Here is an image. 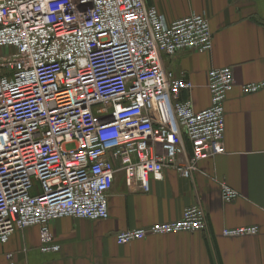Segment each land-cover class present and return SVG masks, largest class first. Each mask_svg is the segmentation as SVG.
Segmentation results:
<instances>
[{
    "label": "built area",
    "instance_id": "2783aa9c",
    "mask_svg": "<svg viewBox=\"0 0 264 264\" xmlns=\"http://www.w3.org/2000/svg\"><path fill=\"white\" fill-rule=\"evenodd\" d=\"M212 46L204 12L167 24L145 0H0V256L16 231L38 227L39 252L56 254L50 222L106 220L117 174L147 193L167 168L190 179L199 161L223 153L232 69L208 72L210 103L196 111L192 84L162 64ZM263 89L264 80L239 88L243 95ZM220 195L225 203L238 198L227 185ZM206 229L205 211L192 205L177 220L114 240Z\"/></svg>",
    "mask_w": 264,
    "mask_h": 264
},
{
    "label": "crops",
    "instance_id": "0c3cea01",
    "mask_svg": "<svg viewBox=\"0 0 264 264\" xmlns=\"http://www.w3.org/2000/svg\"><path fill=\"white\" fill-rule=\"evenodd\" d=\"M145 1L167 24L202 12L208 17L211 51H185L163 57L162 64L192 84L189 97L196 111L210 103L208 72L232 69L223 153L199 161L190 179L167 168L163 181H150L147 193L128 188L117 174L108 193L106 220L50 222L60 247L56 254L39 252L38 227L16 231L2 248L0 264H264V89L251 95L239 90L264 80V0ZM188 157L187 151L183 161ZM222 185L237 192L234 202L222 201ZM192 205L206 213L204 232L152 236L125 245L114 240L117 232L177 220ZM249 226L258 227V234L222 235L225 229Z\"/></svg>",
    "mask_w": 264,
    "mask_h": 264
},
{
    "label": "rangeland",
    "instance_id": "374dc122",
    "mask_svg": "<svg viewBox=\"0 0 264 264\" xmlns=\"http://www.w3.org/2000/svg\"><path fill=\"white\" fill-rule=\"evenodd\" d=\"M5 53H6V52H0V54H3V55H4ZM0 56H1V55H0ZM0 73H1V71H0Z\"/></svg>",
    "mask_w": 264,
    "mask_h": 264
}]
</instances>
